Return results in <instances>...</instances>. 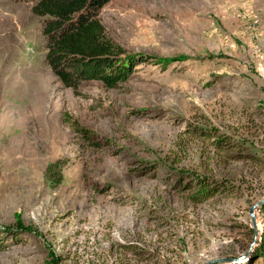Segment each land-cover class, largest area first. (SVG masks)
I'll list each match as a JSON object with an SVG mask.
<instances>
[{
  "label": "rangeland",
  "instance_id": "1",
  "mask_svg": "<svg viewBox=\"0 0 264 264\" xmlns=\"http://www.w3.org/2000/svg\"><path fill=\"white\" fill-rule=\"evenodd\" d=\"M31 7L0 0V264H259L264 0H110L146 62L76 91Z\"/></svg>",
  "mask_w": 264,
  "mask_h": 264
},
{
  "label": "trees",
  "instance_id": "2",
  "mask_svg": "<svg viewBox=\"0 0 264 264\" xmlns=\"http://www.w3.org/2000/svg\"><path fill=\"white\" fill-rule=\"evenodd\" d=\"M31 12L43 19L45 61L60 83L76 91L81 83L98 81L106 87L123 82L145 57L128 54L107 33L99 19L110 0H27ZM71 129L91 139L89 132L62 114ZM202 199L210 197L209 186L201 182ZM254 263L264 264V234L253 253ZM229 264V263H227Z\"/></svg>",
  "mask_w": 264,
  "mask_h": 264
},
{
  "label": "water",
  "instance_id": "3",
  "mask_svg": "<svg viewBox=\"0 0 264 264\" xmlns=\"http://www.w3.org/2000/svg\"><path fill=\"white\" fill-rule=\"evenodd\" d=\"M252 211H253V209H251L250 210V217H251V219H252V222L254 221L253 219H254V217H253V213H252ZM254 224V223H253ZM227 261H229L228 259H217V260H212V261H210V262H208V263H205V264H215V263H217V264H221V263H226Z\"/></svg>",
  "mask_w": 264,
  "mask_h": 264
}]
</instances>
